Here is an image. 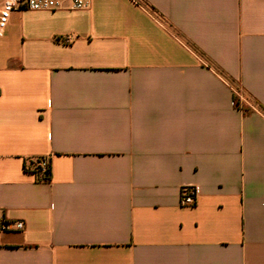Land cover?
Returning a JSON list of instances; mask_svg holds the SVG:
<instances>
[{"label": "crops", "instance_id": "0c3cea01", "mask_svg": "<svg viewBox=\"0 0 264 264\" xmlns=\"http://www.w3.org/2000/svg\"><path fill=\"white\" fill-rule=\"evenodd\" d=\"M0 222V264H264V0L13 12Z\"/></svg>", "mask_w": 264, "mask_h": 264}, {"label": "built area", "instance_id": "2783aa9c", "mask_svg": "<svg viewBox=\"0 0 264 264\" xmlns=\"http://www.w3.org/2000/svg\"><path fill=\"white\" fill-rule=\"evenodd\" d=\"M91 0H6L0 11V30L4 29L13 12H71L84 11L90 7ZM238 96V94H237ZM240 99V98H239ZM241 100V99H240ZM33 174L37 181L47 183L50 181L49 162L46 159H38L33 163ZM197 189L193 186H183L180 189V206L192 208L196 206ZM7 224L0 222V233L22 230L21 223Z\"/></svg>", "mask_w": 264, "mask_h": 264}, {"label": "trees", "instance_id": "16d2710c", "mask_svg": "<svg viewBox=\"0 0 264 264\" xmlns=\"http://www.w3.org/2000/svg\"><path fill=\"white\" fill-rule=\"evenodd\" d=\"M235 107H236V108H239V106H238V101L235 102Z\"/></svg>", "mask_w": 264, "mask_h": 264}]
</instances>
